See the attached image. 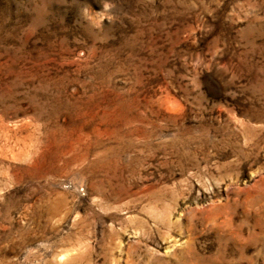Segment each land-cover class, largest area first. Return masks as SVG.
<instances>
[{"label":"rangeland","instance_id":"obj_1","mask_svg":"<svg viewBox=\"0 0 264 264\" xmlns=\"http://www.w3.org/2000/svg\"><path fill=\"white\" fill-rule=\"evenodd\" d=\"M0 264H264V0H0Z\"/></svg>","mask_w":264,"mask_h":264}]
</instances>
